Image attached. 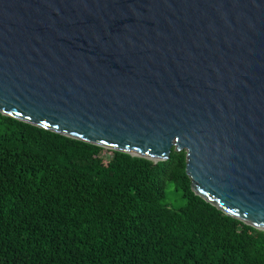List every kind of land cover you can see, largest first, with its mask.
<instances>
[{"label": "water", "instance_id": "water-1", "mask_svg": "<svg viewBox=\"0 0 264 264\" xmlns=\"http://www.w3.org/2000/svg\"><path fill=\"white\" fill-rule=\"evenodd\" d=\"M0 113L153 162L264 231V0H0Z\"/></svg>", "mask_w": 264, "mask_h": 264}, {"label": "trees", "instance_id": "trees-1", "mask_svg": "<svg viewBox=\"0 0 264 264\" xmlns=\"http://www.w3.org/2000/svg\"><path fill=\"white\" fill-rule=\"evenodd\" d=\"M185 164L0 113V264H264V231L196 195ZM168 181L178 209L161 203Z\"/></svg>", "mask_w": 264, "mask_h": 264}, {"label": "rangeland", "instance_id": "rangeland-1", "mask_svg": "<svg viewBox=\"0 0 264 264\" xmlns=\"http://www.w3.org/2000/svg\"><path fill=\"white\" fill-rule=\"evenodd\" d=\"M103 155L109 157L111 152L105 150L103 151ZM161 203L173 209H178L184 205L185 199L181 196V192L175 189L173 182L168 181L165 186V197Z\"/></svg>", "mask_w": 264, "mask_h": 264}]
</instances>
